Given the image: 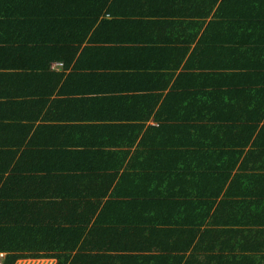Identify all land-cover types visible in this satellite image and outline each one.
Returning a JSON list of instances; mask_svg holds the SVG:
<instances>
[{
    "label": "crops",
    "instance_id": "obj_1",
    "mask_svg": "<svg viewBox=\"0 0 264 264\" xmlns=\"http://www.w3.org/2000/svg\"><path fill=\"white\" fill-rule=\"evenodd\" d=\"M0 248L264 264V0H0Z\"/></svg>",
    "mask_w": 264,
    "mask_h": 264
},
{
    "label": "trees",
    "instance_id": "obj_2",
    "mask_svg": "<svg viewBox=\"0 0 264 264\" xmlns=\"http://www.w3.org/2000/svg\"><path fill=\"white\" fill-rule=\"evenodd\" d=\"M253 65H248L247 68H251ZM2 249V248H0ZM26 256L8 254L4 259H2L3 264H16L18 260L24 259ZM40 257V256H38Z\"/></svg>",
    "mask_w": 264,
    "mask_h": 264
},
{
    "label": "built area",
    "instance_id": "obj_3",
    "mask_svg": "<svg viewBox=\"0 0 264 264\" xmlns=\"http://www.w3.org/2000/svg\"><path fill=\"white\" fill-rule=\"evenodd\" d=\"M0 264H3V263H2V259H1V258H0Z\"/></svg>",
    "mask_w": 264,
    "mask_h": 264
}]
</instances>
